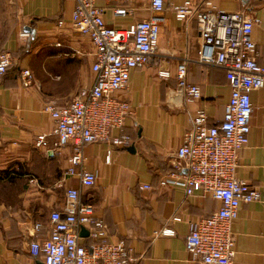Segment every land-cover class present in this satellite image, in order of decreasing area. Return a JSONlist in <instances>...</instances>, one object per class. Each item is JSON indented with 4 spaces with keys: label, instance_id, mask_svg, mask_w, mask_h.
<instances>
[{
    "label": "crops",
    "instance_id": "0c3cea01",
    "mask_svg": "<svg viewBox=\"0 0 264 264\" xmlns=\"http://www.w3.org/2000/svg\"><path fill=\"white\" fill-rule=\"evenodd\" d=\"M184 1L165 0L159 63L133 68L128 86L118 91L133 113L113 133L130 134V144L103 140L84 145L85 166L97 173L95 184L86 186L78 175L64 173L73 141L49 153L55 120L45 106L65 105L79 88L94 83L93 41L72 25L73 0H0V50H9L14 58L0 87V264H44L41 257L32 256L29 243L49 235L51 212L64 206L66 189L72 185L80 189L83 201L94 204L111 239L131 244L139 257L136 264L200 263L186 247L187 236L192 223L217 210L221 201L202 190L188 195L181 186H160L159 179L171 168L198 108L206 110L210 124L223 119L231 84L225 68L200 59L197 21L192 19L184 30L176 17L174 5ZM195 1L211 7L208 0ZM211 1L216 8L246 9L260 18L253 38L264 64V0ZM97 4L107 8L105 20L115 27H127L151 13L147 4L135 1L134 13L125 16L113 14L114 1ZM181 62L187 64L188 80L201 86V97L190 98L178 86ZM22 67L33 70V84L20 78ZM160 68L171 75H159ZM251 95L252 127L236 175L257 186L262 198L243 203L233 222L236 264H264V84ZM41 133H47L46 143L38 145ZM166 226L175 233H155ZM91 241L84 234L83 242Z\"/></svg>",
    "mask_w": 264,
    "mask_h": 264
},
{
    "label": "built area",
    "instance_id": "2783aa9c",
    "mask_svg": "<svg viewBox=\"0 0 264 264\" xmlns=\"http://www.w3.org/2000/svg\"><path fill=\"white\" fill-rule=\"evenodd\" d=\"M73 1L72 25L89 35L95 46L92 64L95 79L91 86L79 88L67 104H46V110L55 120L56 136L49 153L54 154L57 148L73 141L74 151L64 173L76 174L83 185L93 186L97 173L85 166L84 145L103 140L117 146L130 144V134L113 133L133 113L130 102L118 91L128 86L133 68L159 63L156 51L165 21V0H108L114 1L115 16L134 13V1L149 6L148 17L127 27L109 25L104 17L107 8L98 5L97 0ZM206 4L211 7L185 0L174 5V10L184 30L192 19L197 21L202 38L200 59L225 68L231 95L224 117L218 123H209L204 108L196 110L172 166L160 177L159 185L181 186L188 195L202 190L221 201L217 210L192 223L186 247L200 257L199 264H236L233 222L243 203L262 198L257 186L236 175L240 150L248 144L252 127L251 93L264 84V64L258 59L253 38L254 26L260 18L246 9L216 8L211 0ZM63 23L61 19L59 24ZM13 62L9 50H0V87L2 76ZM158 72L164 77L171 75L163 68ZM187 72V64L179 63L178 86L190 98L201 97V86L189 81ZM19 76L26 85L33 84L35 79L30 67H22ZM46 137L47 133L39 134L37 144L46 143ZM50 222L49 235L29 243L32 256L41 257L44 264H136L139 260L126 239H111L106 222L97 215L93 203L82 200L77 186L67 187L65 204L52 210ZM83 227L92 238L89 244L83 242ZM155 233L173 234L175 230L166 226Z\"/></svg>",
    "mask_w": 264,
    "mask_h": 264
},
{
    "label": "water",
    "instance_id": "95a60500",
    "mask_svg": "<svg viewBox=\"0 0 264 264\" xmlns=\"http://www.w3.org/2000/svg\"><path fill=\"white\" fill-rule=\"evenodd\" d=\"M82 233H83V234H88L89 231H88V229H87L86 227H83V228H82Z\"/></svg>",
    "mask_w": 264,
    "mask_h": 264
}]
</instances>
